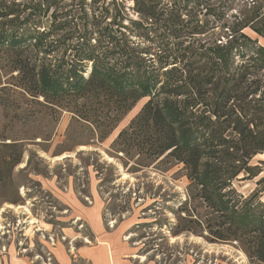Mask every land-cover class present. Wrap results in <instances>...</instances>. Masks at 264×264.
<instances>
[{"label": "rangeland", "instance_id": "obj_1", "mask_svg": "<svg viewBox=\"0 0 264 264\" xmlns=\"http://www.w3.org/2000/svg\"><path fill=\"white\" fill-rule=\"evenodd\" d=\"M151 1L186 7L184 25L173 24L170 14L147 19L138 12L137 0H1L7 15L0 24L8 27L26 19L22 27L51 31L40 57L52 67H69L88 46H99V40L101 51L111 29L150 69L176 66L199 71L206 63L211 65L194 51L242 40V33L264 46V33L257 32L259 28L264 32V0ZM194 27L202 32L192 33ZM240 53L234 50L231 55L234 67L246 60L253 73L248 83L253 88L261 85L258 94L245 99L244 107L252 112L253 100L264 96V68H254L250 50L244 57ZM7 57L1 53L5 64ZM199 58L200 62L190 64ZM85 61L88 76L93 61ZM12 74L3 68V82L13 81ZM218 91L207 87L208 105L201 112L214 107ZM148 99L143 97L112 123L103 120V113L81 119L71 108L76 98L57 109L22 104L16 119L14 110L0 107V133L10 137L7 142L18 139L24 144L13 182L0 184V264H93L88 249L104 244L112 247L108 259L118 254L130 260L126 264L259 262L250 254V234L221 240L210 233L209 219L220 212L209 206L202 186L189 178L183 162L142 154L145 138L133 133L130 125ZM147 148L148 143L143 151ZM249 165L251 172L241 170L222 191L238 210L254 207L264 214V151L254 155ZM213 223L215 219L211 221L215 229Z\"/></svg>", "mask_w": 264, "mask_h": 264}, {"label": "trees", "instance_id": "obj_2", "mask_svg": "<svg viewBox=\"0 0 264 264\" xmlns=\"http://www.w3.org/2000/svg\"><path fill=\"white\" fill-rule=\"evenodd\" d=\"M137 3L138 12L147 19L170 14L173 24L184 25V6L175 4L170 8L149 0H137ZM2 7L0 0V18L7 15ZM26 22V19L20 21V25L11 22L8 27L6 23L0 24V107L5 111L14 110L16 119L21 116L18 112L22 104H45L57 109L69 106L76 98L77 102L71 108L81 119L88 118L92 112L95 117L97 113H103V120L109 118L112 123L130 111L140 99L149 97L130 125L133 133L145 138L142 154L153 160L166 155L183 162L189 170V178L202 186L209 206L220 212L209 219L210 233L221 240L241 239L242 235L250 234L253 242L250 254L259 260L256 264H264V214L254 207L243 206L238 210L222 191L241 170L251 172L250 159L264 151V96L253 100L256 105L252 112L244 107L245 99L258 94L261 85L253 88L248 83L253 73L246 60L237 67L231 61L234 50L241 52L243 57L246 56L245 50H250L249 58L254 68L260 71L264 68V46H257L242 33V40L230 41L228 45L213 44L207 47V51H194L210 61L211 66L206 63L199 71L176 66L164 70L163 67L150 69L143 59L134 57L128 42L124 39L122 42L117 31L111 29L109 40L100 47L101 51L98 47L102 40H99V46H88L69 67H52L40 57L51 31L22 27ZM198 28L194 27L191 32H202ZM257 32L264 33L260 28ZM1 53L8 55L6 64ZM85 60L93 61L88 76L84 74ZM195 60L190 64L201 61L200 58ZM3 68L15 72L10 76L13 81L3 82ZM251 81L255 83L256 79ZM207 87L219 90L218 97L214 107H204L201 112L200 108L208 105L205 100ZM205 112H210V117ZM112 114L114 117L110 118ZM212 117L221 124L220 129L216 128ZM228 130L231 131L226 134ZM7 139H10L8 135L0 133L1 185L13 182L15 169L24 154L22 141L11 138V142H7ZM144 143H148L145 151ZM212 219L216 220L213 223L215 229L211 227ZM219 220L223 221L219 223ZM257 231L260 235L255 234Z\"/></svg>", "mask_w": 264, "mask_h": 264}, {"label": "crops", "instance_id": "obj_3", "mask_svg": "<svg viewBox=\"0 0 264 264\" xmlns=\"http://www.w3.org/2000/svg\"><path fill=\"white\" fill-rule=\"evenodd\" d=\"M108 250L110 253H113L112 247L110 248L109 246L108 248L106 244L88 249L92 263L93 264H126L127 262H130V260L122 259V257L118 256V254L116 256L117 258L115 257L114 259L113 257L112 259H108L109 258L107 252Z\"/></svg>", "mask_w": 264, "mask_h": 264}, {"label": "water", "instance_id": "obj_4", "mask_svg": "<svg viewBox=\"0 0 264 264\" xmlns=\"http://www.w3.org/2000/svg\"><path fill=\"white\" fill-rule=\"evenodd\" d=\"M10 142V141H9Z\"/></svg>", "mask_w": 264, "mask_h": 264}]
</instances>
